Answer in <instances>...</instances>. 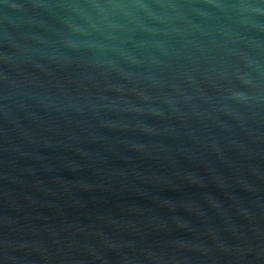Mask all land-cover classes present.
I'll list each match as a JSON object with an SVG mask.
<instances>
[{
	"label": "water",
	"instance_id": "1",
	"mask_svg": "<svg viewBox=\"0 0 264 264\" xmlns=\"http://www.w3.org/2000/svg\"><path fill=\"white\" fill-rule=\"evenodd\" d=\"M0 264H264V0H0Z\"/></svg>",
	"mask_w": 264,
	"mask_h": 264
}]
</instances>
